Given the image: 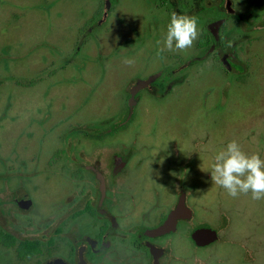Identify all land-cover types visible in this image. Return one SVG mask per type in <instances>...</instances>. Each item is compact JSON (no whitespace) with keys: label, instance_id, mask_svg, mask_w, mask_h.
<instances>
[{"label":"flooded vegetation","instance_id":"obj_1","mask_svg":"<svg viewBox=\"0 0 264 264\" xmlns=\"http://www.w3.org/2000/svg\"><path fill=\"white\" fill-rule=\"evenodd\" d=\"M59 3L65 8L58 16L54 13ZM39 6L49 20L65 21V50H59L57 41L51 39L34 42L25 50L22 43L10 40L11 30L22 29L26 21L35 22ZM173 12L194 16L198 22L200 35L188 58L163 49ZM263 32L264 0H0V93L15 80L18 87L34 89L44 75L50 79L56 73L53 60L42 66L39 58L31 67H24L19 65L20 59L41 57L42 47L48 50L49 59L54 58L56 52H66L73 39L77 42L74 58L94 56L105 70L111 66L106 67L104 58L124 64L123 59L141 54L138 59L144 72L149 64L159 63L154 73H137L130 78L128 102L138 81L155 77L136 94L132 113L129 103L124 111L108 100L103 104L84 100L79 104L82 121L74 125L72 108L68 110L72 103L62 99L59 112L65 113L62 119L66 124L59 130L62 145L54 146L44 160L40 151L28 152L24 158L12 151V161H5L0 154V264H154L149 245L163 250L160 264H166L174 245L168 239L184 236V231L193 247L202 249L192 235L209 227L194 224L191 200L197 196V188L188 186L200 136L187 131L188 136L182 132L167 137L156 130H145L140 110L142 105L163 108L168 96L185 85L189 72L209 63L219 62L229 77L246 72L249 54L259 42L257 35ZM112 40L113 50L107 54L101 43L108 47L107 42ZM132 44L135 48L127 50ZM69 59L60 67L69 69L66 81L75 73L88 74L89 61L68 66ZM113 70L120 72L119 65L115 64ZM26 72L32 76H26ZM49 90L43 94L52 95ZM3 100L0 97V122L8 118L6 109L10 108ZM51 100L43 105L47 109L37 120L42 138L56 132L50 123L57 118L58 100ZM89 106L99 108L91 119ZM128 127L132 142L122 146L120 134ZM147 139L157 145H140ZM121 159L125 163L122 168ZM128 182L136 187L124 195L121 186ZM151 185H156L155 189ZM123 195L131 199V205L122 204ZM169 196L173 202L160 209L158 201ZM182 198L192 217L180 219L174 232L148 236L149 231L165 224ZM143 204L148 211L139 214ZM150 205L155 210L153 222L147 215ZM127 208L130 212L126 213ZM108 256L112 263L106 261Z\"/></svg>","mask_w":264,"mask_h":264},{"label":"rangeland","instance_id":"obj_2","mask_svg":"<svg viewBox=\"0 0 264 264\" xmlns=\"http://www.w3.org/2000/svg\"><path fill=\"white\" fill-rule=\"evenodd\" d=\"M55 8L57 12L54 14L58 15L60 11L64 13L65 4L59 3ZM37 9L35 22L26 21L22 29L11 30L10 40L14 43L19 41L23 44L22 49L25 50L33 46L34 42L51 39L56 40L61 46L57 44L59 50H65L68 38L65 21L49 20L47 15L44 16L40 6ZM58 16L55 17L58 18ZM257 36L259 42L253 46L249 54L251 57L248 60L249 69L246 72L229 77L219 62L209 63L201 69L189 72L185 85L176 89L173 95L168 96V101L163 108L142 105L140 110L142 114L140 120L145 130H156L160 136L165 134L167 137L182 134V132L188 136L187 131L196 132L200 136L195 143L194 150L199 152L192 163L191 181L190 184L188 183L190 189L194 186L197 188L195 193L197 196L191 200L196 214L194 224L198 227L215 229L220 236L217 243L200 250L195 249L189 242L185 231L184 236L168 239L170 242L173 241L174 245L170 249L167 260L164 261L166 264H264V199L254 201L250 195L232 198L223 188L212 183L210 173L213 157L232 140H236L244 152L259 153L261 159H264V32ZM75 40L67 44L66 52H56L54 58L49 59L48 50L42 47L39 52L41 57L31 55L20 59L19 65L24 67H31L39 58L42 66H47L49 60H53L56 73L52 74L50 79L48 75H44L39 87L34 89L18 87L15 85L17 82L15 80L14 83L4 87L0 93V97L4 99L2 102L10 106L6 109L8 118L0 122V154L5 156V161H12L11 158L14 155H11L12 151H16L15 156L19 154L22 158L27 156L28 152L39 154L40 151L44 160L54 146L63 144V140L59 138V130H63L66 126L65 120L62 119L65 113L59 112L62 99H68L72 103L68 110L72 108L74 125L82 121L80 115L83 112L81 113L79 104H82L84 100L92 104L94 102L103 104L108 100L116 103L120 110L125 111L129 103L126 89L132 75L154 73L159 64H149L151 69H146L147 72H144L142 60L138 59L142 55L138 54L133 55V58H127L134 61L132 66L104 58L108 62H104L105 65L107 64L106 67L111 66L110 69L105 70L100 67L101 60L94 56L74 58L73 53L77 47ZM114 43L112 40L107 42L108 47H105L103 43L101 46L108 54L113 50ZM134 48L135 45L132 44L127 47V50ZM96 49L94 47V50ZM193 49L192 46L184 52L176 53L188 58L193 54ZM68 55L72 58L67 57ZM69 58L72 61L68 62V66L84 65L89 61L88 74L84 73L81 76L75 73L69 81H66L69 69L62 70L60 67L65 65L64 62ZM115 64L119 65L120 72L113 70ZM102 71L107 74L104 75ZM28 74V72L25 73L26 76ZM13 75L17 76L16 73ZM29 75L32 76L31 73ZM49 88L52 95H44V90L46 92ZM53 97L58 100V112L57 118L51 121L50 126L56 130V134L42 138L41 134L39 135L37 120L47 109L43 105H48ZM93 108L95 109H90L89 119L99 109L97 106ZM57 122L59 126H56ZM130 129L128 127L120 134V145L131 144ZM140 145L152 146L157 143L147 139V142L143 141ZM193 176L198 180L197 183L193 180ZM121 187L122 193L128 195L136 186L128 182ZM155 187L156 185L152 186L153 189ZM120 199L123 205L124 203L132 204L128 196H121ZM172 202L173 198L169 196L166 199H160L158 205L160 209H163L164 205L168 206ZM145 208L146 204H143L142 211L138 213L147 212L148 208L144 211ZM151 208L150 205L147 215L153 222L155 210ZM125 210L126 213L130 212L129 208ZM122 258L126 257L122 255ZM106 261L112 263V258L108 256Z\"/></svg>","mask_w":264,"mask_h":264},{"label":"clouds","instance_id":"obj_3","mask_svg":"<svg viewBox=\"0 0 264 264\" xmlns=\"http://www.w3.org/2000/svg\"><path fill=\"white\" fill-rule=\"evenodd\" d=\"M199 35L196 17L173 12L163 49L184 52L193 46ZM124 63L132 66L134 61L125 59ZM210 169L212 183L223 188L228 196L250 195L254 201L264 199V159L259 153L244 152L236 140L230 141L213 157Z\"/></svg>","mask_w":264,"mask_h":264},{"label":"water","instance_id":"obj_4","mask_svg":"<svg viewBox=\"0 0 264 264\" xmlns=\"http://www.w3.org/2000/svg\"><path fill=\"white\" fill-rule=\"evenodd\" d=\"M154 80H155V77L149 79L148 81L140 80L133 87V89L131 91L132 96H131V99L129 101L131 113L133 110V106L136 104V102H135L136 94L140 90H142L146 86H148L149 83H152ZM124 165H125V163L121 159L120 165H119L120 168H122ZM191 217H192V212L187 209V207L185 206V201L182 198L180 200L178 206L176 207V209L169 215V218L165 222V224L162 225L161 227H159L158 229L149 231L148 236L159 237V236L165 235L167 233L174 232L176 230L177 223L180 219H187V218H191ZM192 238H193V240L197 246H199L201 248H205V247L211 246L212 244L217 243L219 241V234H218L217 230H214L211 228H201V229L196 230L193 233ZM149 247L151 249V253H152L153 258H154V264H160V259L164 254L163 250L159 249L153 245H149ZM50 264H62V262L57 261V262H53Z\"/></svg>","mask_w":264,"mask_h":264}]
</instances>
